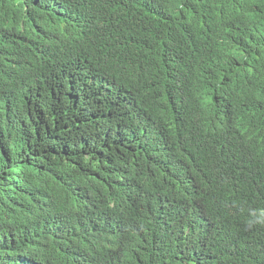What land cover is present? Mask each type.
I'll use <instances>...</instances> for the list:
<instances>
[{"label": "trees", "instance_id": "obj_1", "mask_svg": "<svg viewBox=\"0 0 264 264\" xmlns=\"http://www.w3.org/2000/svg\"><path fill=\"white\" fill-rule=\"evenodd\" d=\"M214 1L0 0V264H264V0Z\"/></svg>", "mask_w": 264, "mask_h": 264}, {"label": "bare ground", "instance_id": "obj_2", "mask_svg": "<svg viewBox=\"0 0 264 264\" xmlns=\"http://www.w3.org/2000/svg\"><path fill=\"white\" fill-rule=\"evenodd\" d=\"M215 1H217V0H215ZM215 1H214V2H215ZM218 2H219V1H218ZM215 4H216V3H215ZM215 4H212V5H214V6H215ZM217 4H218V3H217ZM218 5H219V4H218ZM216 7H218V6H216ZM216 7H215L214 9H216ZM217 9H218V8H217Z\"/></svg>", "mask_w": 264, "mask_h": 264}]
</instances>
